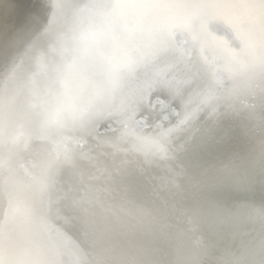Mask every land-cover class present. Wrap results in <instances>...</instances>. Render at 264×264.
<instances>
[{
	"label": "bare ground",
	"instance_id": "bare-ground-1",
	"mask_svg": "<svg viewBox=\"0 0 264 264\" xmlns=\"http://www.w3.org/2000/svg\"><path fill=\"white\" fill-rule=\"evenodd\" d=\"M46 2L0 0V83ZM174 3L201 18L172 32L164 83L0 157V264H264V0Z\"/></svg>",
	"mask_w": 264,
	"mask_h": 264
},
{
	"label": "clouds",
	"instance_id": "clouds-1",
	"mask_svg": "<svg viewBox=\"0 0 264 264\" xmlns=\"http://www.w3.org/2000/svg\"><path fill=\"white\" fill-rule=\"evenodd\" d=\"M44 7L27 61L0 83V157L37 142L55 146L70 131L124 115L135 90L164 83L161 52L172 32L201 18L181 14L174 0H47ZM197 111L198 119L205 107ZM213 113L223 115L219 107ZM184 131L195 135V120Z\"/></svg>",
	"mask_w": 264,
	"mask_h": 264
}]
</instances>
